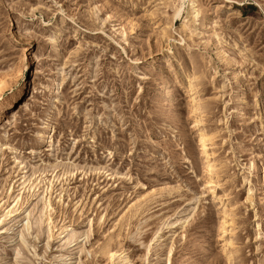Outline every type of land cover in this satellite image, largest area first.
Returning <instances> with one entry per match:
<instances>
[{
	"label": "rangeland",
	"instance_id": "rangeland-1",
	"mask_svg": "<svg viewBox=\"0 0 264 264\" xmlns=\"http://www.w3.org/2000/svg\"><path fill=\"white\" fill-rule=\"evenodd\" d=\"M12 94L0 264H264V0H0Z\"/></svg>",
	"mask_w": 264,
	"mask_h": 264
},
{
	"label": "bare ground",
	"instance_id": "bare-ground-1",
	"mask_svg": "<svg viewBox=\"0 0 264 264\" xmlns=\"http://www.w3.org/2000/svg\"><path fill=\"white\" fill-rule=\"evenodd\" d=\"M182 8V7H181ZM179 11H180V8H179V10H177V13H176V16L178 15V13H179ZM59 83V82H58ZM162 84H161V91H162V93L163 94H166V95H170L171 94V92H172V90H173V88H171V86H170V84H169V82L167 81V79H166V77H164L163 78V82H161ZM57 84V82H56V80L54 81V86ZM13 98V94H12V96L9 98V97H7V98H5V99H1L0 100V112H2L3 111V109L5 108V107H7V106H9L10 105V103H11V99ZM1 115V114H0ZM46 128V127H45ZM51 129V128H50ZM6 137V132L5 131H3V133H2V135H1V138H0V158H1V151H2V145H3V143H2V139L3 138H5ZM201 138V141H203V145H204V142L205 141H207L208 140V138L205 136V135H201L200 136ZM44 138V137H43ZM48 138V137H47ZM46 140V139H45ZM48 140V139H47ZM203 147V146H202ZM18 239V238H17ZM116 256V251H110V253H109V257H110V259H112V258H114Z\"/></svg>",
	"mask_w": 264,
	"mask_h": 264
}]
</instances>
